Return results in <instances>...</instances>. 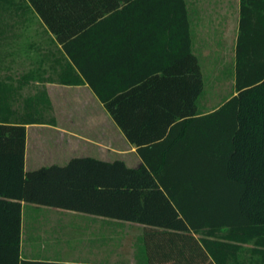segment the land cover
<instances>
[{
  "label": "trees",
  "instance_id": "1",
  "mask_svg": "<svg viewBox=\"0 0 264 264\" xmlns=\"http://www.w3.org/2000/svg\"><path fill=\"white\" fill-rule=\"evenodd\" d=\"M240 3L235 93L207 111L185 0H0V27L26 11L39 16L61 46L65 82H87L141 158L129 166L74 156L24 170V123L41 113L0 102V174L17 206L22 199L139 224L134 264H263L262 18L253 74L240 54L247 11L264 13V0Z\"/></svg>",
  "mask_w": 264,
  "mask_h": 264
},
{
  "label": "crops",
  "instance_id": "2",
  "mask_svg": "<svg viewBox=\"0 0 264 264\" xmlns=\"http://www.w3.org/2000/svg\"><path fill=\"white\" fill-rule=\"evenodd\" d=\"M185 4L190 47L204 78L209 79L208 93L212 94L199 101L208 111L235 93L241 3L185 0ZM246 17V43L240 59L246 74H253L252 69L260 61L254 55L258 47L253 36L264 13L247 11ZM2 24L1 105L19 113L31 106L41 113L37 119L24 123V170L62 165L74 156L120 158L129 166L139 164L141 158L135 146L127 141L88 83L65 82L68 75L61 66V46L39 16L26 11L23 18ZM223 83L229 84L225 96L220 94ZM219 96L220 100L210 103ZM29 97L33 98L32 103L26 105ZM2 169L5 165L0 164V173ZM7 188L6 176L0 174V264H134L132 242L141 225L93 212L26 203L22 199L18 207ZM121 224L136 230L122 231Z\"/></svg>",
  "mask_w": 264,
  "mask_h": 264
},
{
  "label": "rangeland",
  "instance_id": "3",
  "mask_svg": "<svg viewBox=\"0 0 264 264\" xmlns=\"http://www.w3.org/2000/svg\"><path fill=\"white\" fill-rule=\"evenodd\" d=\"M208 80H209V79H208L207 77L204 78V96H207V95H209V94H212L211 92L208 93V89H209V82H208ZM228 88H229V84L226 83V84L224 85V83H223L222 92H220V94H221V95L224 94L223 96H225V95L227 94L225 90H228ZM219 98H220V96H219V97H216V98H214V99H211V100H210V103H211V102H215V101L217 102L218 100H220ZM200 102H201V101H200ZM120 228H121L122 231H126V232H127V231H128V232H133L134 230H136V229H134L133 226L131 227V225H129V226L127 225V226H125V225L121 224V227H120ZM122 240H123V239H122Z\"/></svg>",
  "mask_w": 264,
  "mask_h": 264
}]
</instances>
